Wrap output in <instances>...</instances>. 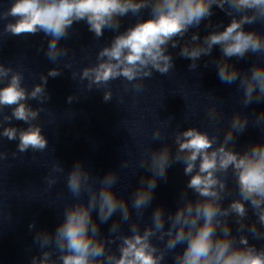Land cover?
Returning a JSON list of instances; mask_svg holds the SVG:
<instances>
[{"label":"clouds","instance_id":"1","mask_svg":"<svg viewBox=\"0 0 264 264\" xmlns=\"http://www.w3.org/2000/svg\"><path fill=\"white\" fill-rule=\"evenodd\" d=\"M214 5L232 16L230 23L221 31L209 32L203 40L193 33L190 40L184 42L179 55L190 59L189 68L194 69L197 67L195 61L210 55L213 47L219 46L222 55L217 70L221 82L231 84L239 77L245 90V104L251 103L254 95L259 102L264 98V65H253L250 74L245 72L241 76L229 61L233 57L242 59L249 52H264V35L244 29L245 25H251L258 19L264 20V0H14L0 17L14 18L15 22L4 27L7 33L43 32L50 37L48 55L55 60L60 54L67 53L66 48L59 46V41L68 35L73 23L85 21L89 31L99 38L105 28H119L118 18L150 7L151 18L137 22L116 35L110 45L100 50L97 65L82 70L81 79H87L91 88L93 84L100 86L119 77L131 82L150 77L153 71L168 73L174 67L168 47L176 48L180 44L178 38H183L190 28L198 27L203 20L209 19ZM233 12L240 13L239 18L233 16ZM59 75L61 71L58 68L50 69L47 76L40 77L41 83L28 91L22 86V73L0 64V84L4 85L0 87V136L10 141L18 140V152L47 148L48 141L42 135L41 126L31 123L38 118L41 109L33 108L28 101L49 99L46 91L48 77ZM135 87L140 89L142 84L137 83ZM111 98L112 93L105 91L104 101ZM67 100L71 103L73 96ZM4 108H11V114H4ZM209 114L216 117L215 107L209 109ZM259 118H264V112L259 114ZM12 120L23 121L28 127L4 126L11 125ZM247 123V116L236 113L218 147H213L216 137L210 138L206 132L189 127L175 135V156L168 145L152 152L154 174L146 181L142 178L141 186L135 191L134 207L137 210L151 203L157 177L166 176L172 160L184 163V173L190 177L186 188L202 198L186 199L174 213H169L171 227L167 231L163 230L164 209L157 207L152 214L153 226L146 227L143 234L139 225L133 223L131 235L118 237L121 240L119 256L106 248V240L100 238L99 224L93 218V211H97L101 222H106L118 209L123 219L130 216L127 201L112 190L116 174L109 172L104 175L99 190L89 187L90 196L86 204L78 202L65 208L64 219L54 235L47 231L37 233L41 248L54 242L62 264H161L164 253L151 242L159 232L160 239L168 237V249L186 243L184 250L175 256L176 264H264V247L257 249L249 244L245 235L239 236L237 243L227 219L234 214L239 218L240 228H243L250 207L257 218L251 223L250 230L257 237L264 238V232L260 231V227H264V143H254L243 153L234 151V144L228 146L235 131L239 129L242 132ZM154 135H161L159 128ZM6 155L0 152V158ZM230 168L240 199L232 200L224 208L222 193L226 190V181L217 173H227ZM89 177L90 173L77 162L68 175L69 190L79 195L88 185ZM117 226L114 222L110 231H116ZM52 255L51 251H43L39 258H33V264H55Z\"/></svg>","mask_w":264,"mask_h":264}]
</instances>
